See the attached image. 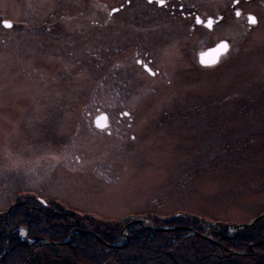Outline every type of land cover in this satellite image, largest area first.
Returning <instances> with one entry per match:
<instances>
[{
  "label": "rangeland",
  "instance_id": "rangeland-1",
  "mask_svg": "<svg viewBox=\"0 0 264 264\" xmlns=\"http://www.w3.org/2000/svg\"><path fill=\"white\" fill-rule=\"evenodd\" d=\"M157 1L0 0V212L28 195L54 200L74 215L120 224V248L131 227L145 229L127 222H150L152 212L187 210L219 225L264 213V167L233 164L264 148L262 130L250 125L264 107V4L237 0L235 17V0ZM194 9L202 18L227 15L192 30L180 18ZM222 39L228 53L199 67L197 52ZM104 89L115 95L108 133L93 127L96 110L84 107L99 100L89 92ZM233 92L252 102L228 100ZM184 176L191 184L180 193L171 184ZM15 229L25 246L49 241Z\"/></svg>",
  "mask_w": 264,
  "mask_h": 264
},
{
  "label": "trees",
  "instance_id": "trees-1",
  "mask_svg": "<svg viewBox=\"0 0 264 264\" xmlns=\"http://www.w3.org/2000/svg\"><path fill=\"white\" fill-rule=\"evenodd\" d=\"M121 82L117 81L116 84L119 85ZM99 84H102V80ZM97 92L95 90L89 92L99 100L94 102L96 104L84 105L88 113L97 109L111 112L113 107L109 102L110 98L115 95L105 89L102 92ZM245 97L249 100H246ZM230 98L236 99L235 101H251L253 99L243 92L230 93L227 99L230 100ZM102 99H107V103ZM116 105L118 108L123 106L121 103ZM243 109L245 110V108L237 110L239 115L248 114V112H243ZM256 111L263 114L252 117L250 125L260 127L255 129L262 130L261 134L264 135V120L262 118L264 107H256ZM241 156L236 155L233 164L242 166L241 169H263L264 148L263 151L254 152V154H243V157L239 159ZM228 175V172H225L226 180L229 178ZM199 176L201 175L196 174L195 178L198 180ZM236 178L237 176L234 177V179ZM174 184H178L176 190L181 193L184 190V185L191 184V178L190 176L177 178L171 185ZM192 191L195 190H190V192ZM200 191L204 193L203 189ZM172 194L174 193L172 192ZM189 213L193 217L180 216ZM173 214L177 215L172 216ZM173 214L167 217L168 219L161 218L160 215L153 212L148 215L156 224H164L167 227L198 224L199 216L194 212L179 210ZM257 214H253L251 218ZM19 226H24L27 229V238L31 240L46 238L55 243L66 242L69 238L67 235L76 229H88L100 239L88 233L77 232L73 234L72 242L66 244L34 243L33 246H25L19 239L18 230L15 229ZM120 226V224L105 226L93 218L74 215L73 212L56 204L54 200H50L42 206L33 195L16 198L5 210L0 212V255L3 254L4 247H8V252L4 255L1 264H264V218L257 219L246 229L240 230L230 240L220 239L219 246L208 243L198 234H191L186 230L161 232L131 227L128 233L130 234L129 242L126 246L119 249L106 248L105 245L109 243H119ZM220 228L224 230L225 225L220 224ZM195 230L201 232L199 229ZM212 235L218 237L216 232ZM227 247L238 251L237 254L228 255ZM222 248L223 250H221Z\"/></svg>",
  "mask_w": 264,
  "mask_h": 264
},
{
  "label": "water",
  "instance_id": "water-1",
  "mask_svg": "<svg viewBox=\"0 0 264 264\" xmlns=\"http://www.w3.org/2000/svg\"><path fill=\"white\" fill-rule=\"evenodd\" d=\"M112 10H115V9H112ZM249 21H253L252 20V17H249ZM2 24H4L5 26H9L10 23L7 22V21H3ZM210 24H211V19H208L206 22H205V25L207 27H210ZM226 43L225 42H219L217 43L216 46L214 47H211V48H208L206 49V51L204 52H201L198 54V61L202 64V65H207V64H214L217 62V58L219 57L220 54L224 53L227 49H226ZM93 122H94V125L97 127V128H100L102 129L103 127H105L107 125V118H106V114L105 113H101V114H98L96 116L93 117ZM258 217H264V215H261V216H258ZM250 222H247L246 224H238L236 226H231V229L233 230V233L232 235L228 236V237H232L236 234V232L240 229V228H246L250 223ZM208 225H212L211 223H207ZM130 225H142L146 228H152L156 231H172V229H183V228H177V227H172V228H163V227H157L154 225V223H150L148 222L144 217L140 216V217H134V219L130 220L128 225L126 226V228H128ZM188 230H190L188 228ZM202 237L206 238L207 240L211 241V242H214L210 239L209 236H206L205 234L202 235ZM215 243V242H214ZM122 245H116V247L120 248Z\"/></svg>",
  "mask_w": 264,
  "mask_h": 264
},
{
  "label": "flooded vegetation",
  "instance_id": "flooded-vegetation-1",
  "mask_svg": "<svg viewBox=\"0 0 264 264\" xmlns=\"http://www.w3.org/2000/svg\"><path fill=\"white\" fill-rule=\"evenodd\" d=\"M237 3H238L237 0L233 1L232 2V6H235L236 7V4ZM233 4H235V5H233ZM259 4H264V0H260ZM232 14H233V16L237 17L239 14H242V11L240 10V8H237L236 7V9L233 10ZM247 14H249V13H247ZM226 15H227V12L225 14H221V15L218 14V15L215 16V18L214 17H211V19H212L211 27L214 24H216L217 22L221 21L223 18H226ZM246 15L244 14L245 20L248 23V17ZM207 17H209V16H207ZM207 17L202 18L197 13V11L194 9L193 11H187V12L183 11L182 14H181L180 20L183 19L182 21H184V20H186V21H189V20L192 21V24H190V28L192 30H194L196 26H199V27L202 26V27H204V22H205V19H207ZM238 17H241V16H238ZM254 18H255V25H256L257 18L255 16H254ZM223 57L224 56H221L219 60L221 61ZM139 62H141V61H139ZM148 68H149V66H148Z\"/></svg>",
  "mask_w": 264,
  "mask_h": 264
}]
</instances>
